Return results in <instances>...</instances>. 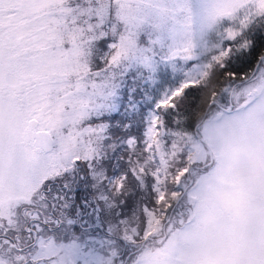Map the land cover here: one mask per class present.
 Segmentation results:
<instances>
[{"label":"snow or ice","instance_id":"6c2138e0","mask_svg":"<svg viewBox=\"0 0 264 264\" xmlns=\"http://www.w3.org/2000/svg\"><path fill=\"white\" fill-rule=\"evenodd\" d=\"M0 264H264V0H0Z\"/></svg>","mask_w":264,"mask_h":264}]
</instances>
